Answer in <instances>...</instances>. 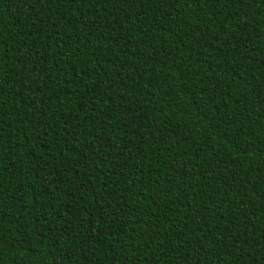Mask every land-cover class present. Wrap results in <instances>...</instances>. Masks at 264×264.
<instances>
[{"label": "trees", "instance_id": "trees-1", "mask_svg": "<svg viewBox=\"0 0 264 264\" xmlns=\"http://www.w3.org/2000/svg\"><path fill=\"white\" fill-rule=\"evenodd\" d=\"M0 264H264V0H0Z\"/></svg>", "mask_w": 264, "mask_h": 264}]
</instances>
